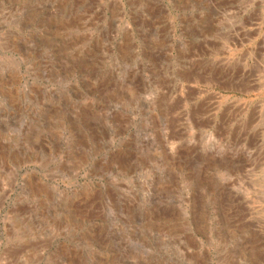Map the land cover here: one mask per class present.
<instances>
[{
  "label": "rangeland",
  "instance_id": "obj_1",
  "mask_svg": "<svg viewBox=\"0 0 264 264\" xmlns=\"http://www.w3.org/2000/svg\"><path fill=\"white\" fill-rule=\"evenodd\" d=\"M0 264H264V0H0Z\"/></svg>",
  "mask_w": 264,
  "mask_h": 264
}]
</instances>
